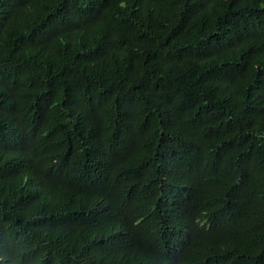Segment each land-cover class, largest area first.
<instances>
[{"label": "trees", "instance_id": "16d2710c", "mask_svg": "<svg viewBox=\"0 0 264 264\" xmlns=\"http://www.w3.org/2000/svg\"><path fill=\"white\" fill-rule=\"evenodd\" d=\"M0 264H264V0H0Z\"/></svg>", "mask_w": 264, "mask_h": 264}]
</instances>
